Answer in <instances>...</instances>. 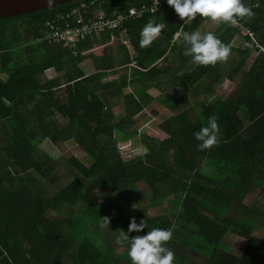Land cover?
Wrapping results in <instances>:
<instances>
[{"label": "trees", "instance_id": "trees-1", "mask_svg": "<svg viewBox=\"0 0 264 264\" xmlns=\"http://www.w3.org/2000/svg\"><path fill=\"white\" fill-rule=\"evenodd\" d=\"M242 2L255 14L241 20L254 36L199 16L183 21L165 3L154 18L166 27L150 47L139 45L148 13L86 66L81 48L47 45L44 26L76 8L116 17L149 0H82L0 19V264H132L119 237L133 217L147 228L130 238L176 225L174 264H264V0ZM193 31L230 45L228 60L190 63L173 38ZM101 36L80 47L112 41ZM227 81L232 90L221 93ZM166 97L176 99L163 139L138 120ZM213 114L220 144L199 151L194 133ZM125 140L141 153L121 152ZM71 141L87 161L46 148Z\"/></svg>", "mask_w": 264, "mask_h": 264}, {"label": "clouds", "instance_id": "clouds-1", "mask_svg": "<svg viewBox=\"0 0 264 264\" xmlns=\"http://www.w3.org/2000/svg\"><path fill=\"white\" fill-rule=\"evenodd\" d=\"M167 4L174 8L178 16L186 22L199 17L208 18L213 22H224L236 25L240 20L252 19L255 15L252 8L245 5L242 0H167ZM159 0H154L153 18H150L140 32L139 45L148 48L161 35L165 29L164 22H157L154 18L158 10ZM184 44L183 55L190 57V63L208 66L218 61L226 62L231 54V46L225 44L213 32L201 34L199 31L182 34ZM218 115L208 117L207 124L194 133L199 151L211 150L220 144V127ZM102 218V227L108 226L110 218ZM176 225L164 229L153 228L143 235L130 238L128 233L141 232L147 228L146 221L136 222L131 218L128 231L121 230L119 242L128 245L127 255L132 264H174L175 253L167 247L171 241Z\"/></svg>", "mask_w": 264, "mask_h": 264}, {"label": "built area", "instance_id": "built-area-1", "mask_svg": "<svg viewBox=\"0 0 264 264\" xmlns=\"http://www.w3.org/2000/svg\"><path fill=\"white\" fill-rule=\"evenodd\" d=\"M167 3V0H159V6L157 12ZM154 0H149L148 5L142 7H132L127 14H120L116 17L99 16L95 19L86 20L81 10L76 9L73 12L59 16L57 23L49 25L47 31L46 40L51 44L66 43V44H78L87 40L94 35H103L105 33H111L112 41L117 40V32L124 28V25L130 19L142 18L148 13L153 14ZM66 21V28L62 29L58 27L60 21ZM216 24V22H214ZM236 28L240 33L247 36H254L252 29L244 26L240 20L238 24L231 25ZM174 41L179 42L182 39V33L177 32L174 35ZM129 44V42H128ZM259 46V44H257Z\"/></svg>", "mask_w": 264, "mask_h": 264}, {"label": "rangeland", "instance_id": "rangeland-1", "mask_svg": "<svg viewBox=\"0 0 264 264\" xmlns=\"http://www.w3.org/2000/svg\"><path fill=\"white\" fill-rule=\"evenodd\" d=\"M210 24H211L210 25L211 28H217L218 27L217 26L218 24H214L213 21ZM201 30L205 31V28L201 27ZM113 48L114 47L111 43H107V44H105V47H103L102 50L101 49H97V50L94 49L93 51H90L87 54L85 53V55L91 54L90 55V58H91L92 55L97 56V55L111 54V52H113ZM85 62L88 65L92 64V60L88 59V58L85 59L83 62L84 65L86 66ZM252 63H250V66L252 65ZM47 75L49 77L57 76V74L54 70H50L47 73ZM117 77L118 76H114L113 78L115 79ZM231 86H232L231 83L229 81H227L224 84V86L221 90V93H224V92L229 93V91L232 90ZM186 91H187V89L179 88V89H175V91L173 93L181 94V93L186 92ZM154 94H158V92L155 91ZM158 97H161V96H158ZM175 99L166 97L163 101L160 99L156 100L153 104H151V106L146 110V112L139 118L138 124L140 126H142L144 129H146L147 134L156 135V136L163 138V139L168 138V135L160 130L159 125H160V123H162L163 121H165L166 119H168L172 115H174L175 112L170 111V106H171L172 102L175 103L174 102ZM215 99H216V97L213 98V100H215ZM178 111H180V110H178ZM178 111H176V112H178ZM114 112L116 113V116H125V114H126L124 106H120V104L118 107L116 104V108L114 109ZM134 142H135V140L120 141L119 145H117V146L120 148L121 152H128L130 150L132 151V149H139L137 147L139 143H137L134 146V144H133ZM46 148L49 151H51V153H53L54 156H57V157L70 158L71 156H76V157H78L84 161H87V155L84 152H82V149L79 147V145L76 142L71 141V142H67V143H62L56 147L51 148L50 146H48ZM134 151H132V152H134ZM138 153L139 154L141 153L140 149L138 150ZM103 233H104V231L102 232V234ZM230 238H231L232 242H235L237 244L243 242V239L239 236H236V235H232ZM117 246L120 248L119 244L116 245L115 247H117ZM115 247H114V250H116Z\"/></svg>", "mask_w": 264, "mask_h": 264}, {"label": "water", "instance_id": "water-1", "mask_svg": "<svg viewBox=\"0 0 264 264\" xmlns=\"http://www.w3.org/2000/svg\"><path fill=\"white\" fill-rule=\"evenodd\" d=\"M79 0H0V19L76 2Z\"/></svg>", "mask_w": 264, "mask_h": 264}, {"label": "crops", "instance_id": "crops-1", "mask_svg": "<svg viewBox=\"0 0 264 264\" xmlns=\"http://www.w3.org/2000/svg\"><path fill=\"white\" fill-rule=\"evenodd\" d=\"M79 1H82V0H79ZM77 2V1H76ZM71 3H73V2H71ZM145 5H148V4H145ZM83 6H87V5H83ZM142 7V6H141ZM162 8V7H161ZM76 9H79V10H81L82 11V13H83V16H84V18L86 19V20H88V19H95V18H97V17H99V16H104V14H103V12H94V14H93V16L91 17L90 16V14H89V11H90V9L88 10V8L87 7H84V10L82 9V8H76ZM76 9H73V10H71V11H69V12H66L64 15H67V14H69V13H71V12H73L74 10H76ZM161 10V9H160ZM159 10V11H160ZM149 14H152V13H149ZM105 17H107V16H105ZM112 17V16H111ZM137 19V18H136ZM56 21L57 20H55V21H51V23H48L47 25H45L44 26V29H49V25L50 24H53V23H56ZM100 37H102L101 35H99ZM95 37H97V36H95ZM241 38H242V36H240ZM94 38V37H93ZM240 38V39H241ZM46 40V39H45ZM47 41V40H46ZM86 41V40H85ZM85 41H83V42H80V43H78V44H76V46H75V44H66V43H56V44H47V45H49V46H51V47H68L69 49H71L73 52H74V54L75 55H78V53L76 52V48H81L82 49V53H83V55H85V53L87 54V53H89L90 51H93L94 49L95 50H97V49H103V47H105V43H100V42H98L99 43V45H95V47H93V48H89L88 47V45H84V46H82V47H80L83 43H85ZM240 40H238V42H239ZM48 42V41H47ZM112 42H114V41H110V43H112ZM78 48V49H79ZM89 48V49H88ZM80 50V49H79ZM80 52V51H79ZM90 55L91 54H89V55H85L84 57H85V59H91L90 58ZM259 56V52L258 53H256L255 55H254V59H253V61L256 59V57H258Z\"/></svg>", "mask_w": 264, "mask_h": 264}]
</instances>
